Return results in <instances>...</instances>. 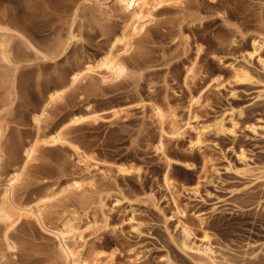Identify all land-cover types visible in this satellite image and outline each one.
<instances>
[{"label": "rangeland", "instance_id": "1", "mask_svg": "<svg viewBox=\"0 0 264 264\" xmlns=\"http://www.w3.org/2000/svg\"><path fill=\"white\" fill-rule=\"evenodd\" d=\"M93 2L0 0V15L15 22L16 30L33 46L27 47L20 37L12 42L11 64L18 66L15 96L9 94L3 78L9 72L6 67L14 66L0 58V115L9 125L2 139V172L23 156V142L36 133L33 110L45 101L46 86L68 77V71L83 60L104 53L113 29L127 21V12L115 0H109L104 10ZM70 28L78 37L64 53L51 59L35 53ZM258 35L264 40V0H181L156 5L154 16L134 36L133 46L126 52L118 50L129 67L128 75L106 77L100 68L49 105L48 127L90 101L104 119L68 124L66 141L39 146L17 195L31 197L68 177L83 175L68 143L77 142L101 160L135 166L106 177L96 172L93 186L85 185L82 192L68 190L47 203L46 221L55 225L71 210L84 214L94 205L93 198L105 196L103 211L96 213L106 217L108 225L101 221L100 229L88 235L87 251L94 245L116 249L114 261L107 264H264V49L261 57L254 58L243 51ZM233 65L245 68L250 78H239ZM190 66L197 78L194 88H204L194 109L199 122L223 120L225 129L202 133L190 129L180 139L162 137L166 151L176 160L169 178L182 191L180 212L164 186L167 164L156 148L161 130L150 102L187 116L185 78ZM13 96L14 102L9 103ZM117 105L129 108L120 119L111 116V108ZM198 137V146L191 150V141ZM192 188H197L196 193ZM31 220L23 217L12 227L18 241L15 251L7 249L0 223L3 264L59 261L62 255L53 237ZM185 224L190 229L187 246L182 244ZM199 247L210 248L208 258L198 253Z\"/></svg>", "mask_w": 264, "mask_h": 264}, {"label": "bare ground", "instance_id": "2", "mask_svg": "<svg viewBox=\"0 0 264 264\" xmlns=\"http://www.w3.org/2000/svg\"><path fill=\"white\" fill-rule=\"evenodd\" d=\"M115 1L122 8V10L127 12L128 18L123 26L113 29L112 33L109 35L110 47H108V49H106L104 53L100 54L99 56L92 58L89 57L83 60L81 63L77 64L75 67H73L71 72L68 71V73L66 74L68 77H65L63 79L61 77L62 81H58L59 83H52V85L46 86L47 88L44 94L45 101H42L44 99L41 98L42 102L40 103V107L37 104V106H35L36 108L33 110L32 118L35 124L36 133L33 137L32 134V138H30L28 141L25 140V142H23V156L17 158H15L16 156H14L13 159H15L11 163L10 168L4 170L3 172L0 170L1 177H3L2 175L3 173H5L4 178L0 177V223L5 229V232L3 231L4 242L7 246V249L11 251L17 250L18 246V241L13 238L14 236L11 233V229L18 222V220L23 217H27L35 220V222L39 224V227L46 231V233H49V236L53 237L50 238L55 241V246L59 250V256L62 255L60 256V259L63 257V263L59 259V261L55 260L56 264H60V262L61 264H107L108 262L112 263L114 261L116 249L107 251L101 247L102 245H94L91 247L90 251H87V246L91 242L88 235L100 229L101 221H104V223L108 225V219L106 217L101 218L96 213L97 210L103 211L105 207V196L99 195L93 198L91 202L94 205L86 210L84 214L81 215L77 210H71L69 213L65 214V216L60 220L58 224L55 223V221V225H52V223L51 225H49L50 222L46 221V217H48L46 205L49 201H53L54 199L57 200V197H59L63 193H66V191L68 190L75 189L82 192L85 190V185L93 186L95 183L96 172H99L104 177L110 176L114 171L124 173L128 169L132 168L131 164L130 166H128L127 163L126 165L125 162H117V160H101V158L99 159L95 154L90 152V150H86L81 145L77 144V142L68 141L69 145L73 149L75 157L77 158V163L85 172L83 175L68 177L62 183H58L57 185L53 184L48 189L46 187V190L39 191L38 193L35 191V195L33 194V196L26 198H24L25 195L23 196V198L17 195V187L22 183L23 178H26L25 174L27 172V169H29V164L38 157V150L40 149L39 146L41 147V145H45V143L66 141V134L69 135V133H66L67 130H65V128L68 124L78 123L80 121L83 122V120L87 119H91V121L94 120L93 122H95L100 118H103L101 116V113L98 114L99 112L97 113L95 111L96 109H93L90 101L84 108L81 107L79 109H73L71 111L69 110V113L67 112L68 114L64 118L62 117L63 119L59 124L48 127L49 125L47 126L45 124V120L49 115V105L57 102L58 100H61L68 89L74 87L78 82L85 79L87 76H90L91 73L96 72L100 68H103L105 70L106 77H123L125 75H128L129 67L126 64L125 59L121 57L120 54H118V50L121 48L124 52H126L133 46L134 36L139 34L145 28L147 21L154 16V7L156 5H159L163 2L181 0ZM108 2L109 0H94L93 3L101 10H104V7L107 6ZM15 25V22L9 20L4 15H0V58L6 61L5 63L8 62L10 66L13 64V60L10 59L9 53L11 52V45L14 38L20 37L27 47H33L31 43L27 39H25L23 35L19 33V31L16 30ZM77 37L78 34L72 28H70L65 33L60 32L58 33V35H54L52 38H50V42L48 41L49 45L45 47L44 50L35 49V53L44 56V58H56V56L60 53H64L67 48L77 40ZM47 40L49 39H46V41ZM263 49L264 40L260 35H258L252 37L250 43L246 45L243 51L246 57L254 58L255 56L261 57L260 52ZM232 67L235 74L239 78H250V74L245 68L237 67L235 65H233ZM6 68H9V72L5 73V76L2 77L4 78L5 85L8 86L7 90L9 94L15 96V92L17 91L16 82L18 79V66H14L12 70H10L12 67L10 68L8 66ZM187 71L188 73L185 78V83L187 89L189 90L187 116H182L174 108L166 110L165 106H162L157 102H150V105L159 120L161 130V139L157 142L156 148L162 153L167 164V169L163 174L164 186L167 189L170 200L175 204L178 211L180 212L183 211L179 206V198L182 191L173 182H171L169 178V168L176 160L166 151L165 144L163 142L164 140L162 139V137H165L167 134L168 136L170 135L174 138L180 139L183 138L190 129L195 130L198 133L211 130L221 131L225 129V123L223 122V120H217L213 123L199 122L198 116L194 112V109L195 106L199 104L202 98L204 88L199 90L194 88V86L197 84V78L193 66H190ZM14 96L9 98V103L14 100ZM12 104L13 103H11V105ZM142 104L143 106H145L146 102L143 100ZM111 109V116L117 119H120L129 112V108L125 105H117L112 107ZM3 115L4 114L0 115V169L4 161L2 139L6 137V132L9 126L7 124L8 122H6V120L2 117ZM107 116L109 117L110 114ZM199 138L200 137H198L197 141L195 142L191 141V150L198 146L197 144L200 141ZM184 163L186 165L192 164L189 161H184ZM134 167L135 166L133 165L132 169H134ZM190 191L196 193L197 188H192L190 189ZM48 221L50 220L48 219ZM1 224L0 226L2 228ZM189 235L190 229L188 225L184 226V239L182 241V244L184 246H187L186 239L189 237ZM199 248L200 249H198V253L202 255L203 258H208L210 248ZM0 264H3L1 257Z\"/></svg>", "mask_w": 264, "mask_h": 264}]
</instances>
